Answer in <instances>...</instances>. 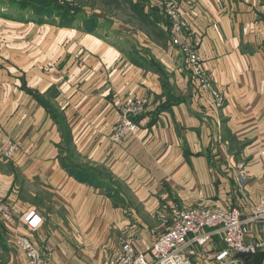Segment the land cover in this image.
<instances>
[{
	"label": "crops",
	"instance_id": "obj_1",
	"mask_svg": "<svg viewBox=\"0 0 264 264\" xmlns=\"http://www.w3.org/2000/svg\"><path fill=\"white\" fill-rule=\"evenodd\" d=\"M179 2L189 13L183 34L224 96L220 107L169 30L146 37L150 49L103 44L89 32L84 42L72 40V25L47 44V23L0 14V142L18 146L0 158V200L12 208L0 233L9 247L19 232L54 249L55 264H105L125 240L138 249L151 243L176 208L230 202L247 216L264 196V0ZM151 3L143 1L144 13L160 9ZM156 26L167 30L162 19ZM131 94H145L147 104L136 131L114 142ZM31 210L42 219L34 230L23 221ZM205 230L212 232L208 250H221L220 233ZM189 248L197 264H217L197 244Z\"/></svg>",
	"mask_w": 264,
	"mask_h": 264
},
{
	"label": "built area",
	"instance_id": "obj_2",
	"mask_svg": "<svg viewBox=\"0 0 264 264\" xmlns=\"http://www.w3.org/2000/svg\"><path fill=\"white\" fill-rule=\"evenodd\" d=\"M170 21L174 45L186 55L189 68L199 87L210 93L214 104L220 107L224 104V96L212 85L210 77L203 71L198 50L192 46L183 30L189 27V13L183 11L178 0H156ZM148 98L145 94H131L125 98L118 122L114 126L111 139L120 142L127 134L134 133L138 124L133 117L143 111ZM15 146L8 142L1 148V154L10 155ZM264 155V151H262ZM247 173L244 167L237 168L236 181L242 187L246 183ZM11 206L0 201V213L9 218ZM41 217L31 210L23 215V221L29 230L38 228ZM257 224L259 233L252 237V227ZM220 233L224 247L217 252H210L207 244L212 232ZM14 245L23 255V264H53L51 254L38 247L28 235H17ZM190 243H195L202 249V255L208 259L223 261L231 252L248 253L264 249V196L254 205L253 210L245 216L243 211L230 202L197 206L192 208H176L172 222L150 244L138 249L132 241L121 244L115 255L107 258L105 264H197L192 258L194 253Z\"/></svg>",
	"mask_w": 264,
	"mask_h": 264
},
{
	"label": "rangeland",
	"instance_id": "obj_3",
	"mask_svg": "<svg viewBox=\"0 0 264 264\" xmlns=\"http://www.w3.org/2000/svg\"><path fill=\"white\" fill-rule=\"evenodd\" d=\"M23 1H26L27 4L31 3V0H21V1L19 0H0V14H4L7 20L9 19H11L12 21L13 20L15 21H28L29 20V21L39 23V20L37 19L38 16L34 14L35 9L30 7L32 5L22 6L21 4H18V2H23ZM143 1L146 4L150 3V5H153L151 1L156 2L158 7L160 8L158 9L157 7H155L156 10L159 12V15L161 12V16L165 17L163 11L161 10V6L156 0H151V1L149 0H32V2L34 3L33 7H39L41 5L40 2H42L44 4L46 3L51 4L52 6H55L58 3L64 4V5L68 4L69 6H72L73 8H77L78 9V12L76 15L77 19L75 20V23L72 24V26L75 27L74 28L75 31L72 32L73 34H75L72 40H79L82 42L85 33H88L85 30L86 28L85 21L93 18L98 24L95 27L96 30L90 31L89 33L95 35L96 37L98 36V38L100 37V39L103 40V44H112V43H117V42L123 43L124 41H126L127 43H124L122 45L127 44L128 46H132V43L135 44V42H140L143 44L144 47L147 46V49L148 48L150 49V48H153L154 46L150 45L151 43H145L146 37L157 38L155 34V30L153 27H150L148 23H144L143 21H140L138 19V15L136 11L133 10L134 8L133 4H135V2H136V5L139 7H141V5L145 6L146 4L143 5ZM55 14L56 13L51 11L50 14H47V16L44 15L45 17L44 23H47L48 25L46 27H42L44 29H42L41 31L44 32L43 30H45V33H46V36L42 38L43 39L42 43H45L47 40L48 41L47 44H48L50 41L54 39V35L57 34L62 27H66L60 24V18ZM1 22L3 21L0 20V28L3 27ZM170 31H171V26H170ZM69 44L70 42L67 43L68 46ZM177 49L179 50V52L183 55V57L186 60V55L178 48V46H177ZM133 119L135 121L136 116L133 117ZM8 139L9 140L7 141L0 142V150L3 147V145H5L8 142H11L15 146V150L8 156L1 154V151H0V158H4V159L9 158L16 151H18V146L15 140H12L11 138H8ZM0 201H2L3 203H6L3 200H0ZM11 212H12V209H11ZM1 217L3 220L9 219V218L7 219L4 218L2 213H0V218ZM104 226H105L104 224H101L100 230ZM252 233H253L252 237H255L258 235L259 226L257 224H255L252 227ZM17 235H28V234H23L19 232L12 234L10 241L12 242L13 247H11V244H10V247L8 245L6 247H0V264H23V255L20 253L21 252L20 249L17 252L18 248H16L13 243V241L15 242V237ZM30 238L32 239V237ZM113 239L115 241V244L117 245V244H120L123 238H119L118 233L112 232L111 240ZM128 240L121 242V244ZM41 249L51 254L53 264H55V261H54V251L55 250L54 249L51 250L50 248H46V247L41 248Z\"/></svg>",
	"mask_w": 264,
	"mask_h": 264
},
{
	"label": "trees",
	"instance_id": "obj_4",
	"mask_svg": "<svg viewBox=\"0 0 264 264\" xmlns=\"http://www.w3.org/2000/svg\"><path fill=\"white\" fill-rule=\"evenodd\" d=\"M21 1V0H19ZM18 4H21L22 6H30L32 8L35 9L34 14L37 15V19L39 20V22H44V15L47 16V14H50V12H54L56 13L55 15H57L60 18V24L62 26H71L72 24L75 23V20L77 19V12L78 9L77 8H73L72 6H69L68 4H56L55 6H52L51 4H44L42 2H40V6L39 7H33L34 3L31 0V3L27 4L26 1L23 2H18ZM133 10L136 11L137 15H138V19L140 21H143L144 23H148V25L150 27H155V33L159 38H165V32L168 33V30L170 31V21L166 18V17H160L157 16V12L156 10H150L148 13H144L142 11V7H139L135 4H133ZM51 9V10H49ZM51 16V15H50ZM159 19H162V21H164L165 25H166V29L164 30L162 28H158L156 26L157 22ZM85 30L86 32H90V31H95L96 30V26H97V22L95 21V19L91 18L90 20H86L85 21ZM157 27V28H156ZM170 105V103H166V104H162L161 105V109H165ZM160 110V109H159ZM7 243L6 240L3 238L2 234L0 233V247H6Z\"/></svg>",
	"mask_w": 264,
	"mask_h": 264
},
{
	"label": "water",
	"instance_id": "obj_5",
	"mask_svg": "<svg viewBox=\"0 0 264 264\" xmlns=\"http://www.w3.org/2000/svg\"><path fill=\"white\" fill-rule=\"evenodd\" d=\"M217 264H264V249L261 248L248 253L231 252Z\"/></svg>",
	"mask_w": 264,
	"mask_h": 264
}]
</instances>
